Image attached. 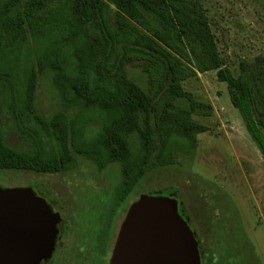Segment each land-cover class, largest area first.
I'll return each instance as SVG.
<instances>
[{
  "label": "trees",
  "instance_id": "1",
  "mask_svg": "<svg viewBox=\"0 0 264 264\" xmlns=\"http://www.w3.org/2000/svg\"><path fill=\"white\" fill-rule=\"evenodd\" d=\"M210 70L226 83L264 158V56L241 60L235 77L200 0H0V170L63 173L78 156L97 171L116 163L111 197L87 207L83 201L79 211L88 223L79 234L88 233L95 247L90 257L105 264L115 219L145 175L193 159L203 127L192 115L210 117L213 106L182 82ZM41 78L58 101L49 115L37 107ZM3 121L19 146L8 143ZM90 121L98 126L88 131ZM212 190L200 203L199 231L197 217L185 214L175 193L166 194L195 228L200 264H260L231 199Z\"/></svg>",
  "mask_w": 264,
  "mask_h": 264
},
{
  "label": "rangeland",
  "instance_id": "2",
  "mask_svg": "<svg viewBox=\"0 0 264 264\" xmlns=\"http://www.w3.org/2000/svg\"><path fill=\"white\" fill-rule=\"evenodd\" d=\"M200 2L215 36L222 62L235 77L239 74L241 60L253 61L258 55L264 56V0ZM182 85L196 99L213 106L210 117L192 115L193 120L203 127L196 135L194 157L184 167L158 168L145 175L115 219L110 253L106 260H109L126 209L140 194L175 193L184 203L185 214L193 219L197 217L193 224L199 231L201 226L198 222L203 223L205 219L200 203H207V193L213 189L211 193L215 198L222 191L231 199L260 258V264H264V158L248 134L239 111L232 106L226 83L217 80L215 70L197 73L185 79ZM36 102L39 111L46 115L58 107L56 93L46 78L38 82ZM89 116L94 118L93 115ZM3 122L8 143L19 146L20 140L9 123ZM97 126V121H90L88 131ZM262 132L264 134V128ZM118 180L116 163H110L102 171H97L93 162L79 156L75 167L63 173L0 170L2 187H31L37 195L46 199L53 210L64 212L65 208L69 213L70 217L65 216L66 220L69 217L68 221L61 227L64 233H69L66 228L72 233L66 238L70 249L59 264H85L91 261V249H87L90 248L89 240L87 247L78 238L80 227L88 224L81 223L79 211H83L84 202L87 207L93 200L111 197L113 186ZM93 212L91 215L95 216ZM87 214L85 218H89ZM193 224L190 222L189 225L194 232ZM86 256H89L87 261Z\"/></svg>",
  "mask_w": 264,
  "mask_h": 264
},
{
  "label": "water",
  "instance_id": "3",
  "mask_svg": "<svg viewBox=\"0 0 264 264\" xmlns=\"http://www.w3.org/2000/svg\"><path fill=\"white\" fill-rule=\"evenodd\" d=\"M60 219L31 187H0V264H43ZM108 264H200L198 242L176 198L140 194L120 224Z\"/></svg>",
  "mask_w": 264,
  "mask_h": 264
},
{
  "label": "flooded vegetation",
  "instance_id": "4",
  "mask_svg": "<svg viewBox=\"0 0 264 264\" xmlns=\"http://www.w3.org/2000/svg\"><path fill=\"white\" fill-rule=\"evenodd\" d=\"M53 211L54 212H58L60 214L61 219H60V221L57 224L58 231H57V234H56V237H55L54 250L51 253L50 258H48L47 260L43 261V264H47V263L59 264L62 261V259L64 258L65 252L70 249L69 248L70 247V244H68L66 238H67L68 235H72V233L70 232V229L69 228H66V231L69 230V233L68 232L64 233L63 232V228L61 227V225H63V223H66L65 216H69V213H67L66 211L62 212L61 210H53ZM126 212H125V214H126ZM87 234L81 233V234H79V237L78 238H79V240H81L84 243V246H87L88 247V240H89L88 239L89 238L88 236L89 235H87ZM87 249H91L90 251H94L95 250V247H90V248H87ZM108 249H109L108 254L104 258V260H106V258L109 256V253H110V245H109V248ZM88 257L89 256H86L85 257L86 261H87ZM90 260L93 261V263L87 261L85 264H102L103 263V257L100 260H98V258L96 256L95 259H92L91 258ZM107 263H108V259L105 261V264H107Z\"/></svg>",
  "mask_w": 264,
  "mask_h": 264
}]
</instances>
